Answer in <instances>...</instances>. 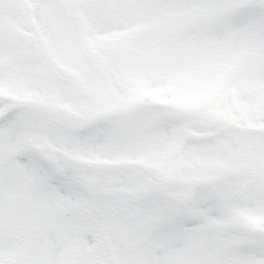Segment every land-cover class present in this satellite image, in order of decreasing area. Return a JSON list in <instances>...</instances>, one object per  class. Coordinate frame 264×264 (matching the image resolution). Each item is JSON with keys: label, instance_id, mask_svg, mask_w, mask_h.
Returning a JSON list of instances; mask_svg holds the SVG:
<instances>
[{"label": "snow or ice", "instance_id": "1", "mask_svg": "<svg viewBox=\"0 0 264 264\" xmlns=\"http://www.w3.org/2000/svg\"><path fill=\"white\" fill-rule=\"evenodd\" d=\"M0 264H264V0H0Z\"/></svg>", "mask_w": 264, "mask_h": 264}]
</instances>
